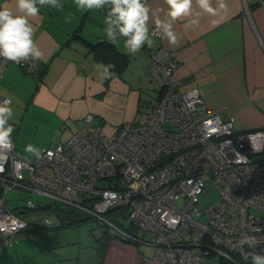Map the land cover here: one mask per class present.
Wrapping results in <instances>:
<instances>
[{
	"label": "built area",
	"instance_id": "2783aa9c",
	"mask_svg": "<svg viewBox=\"0 0 264 264\" xmlns=\"http://www.w3.org/2000/svg\"><path fill=\"white\" fill-rule=\"evenodd\" d=\"M151 32L162 38L155 27ZM148 52L160 93L136 121L107 132L87 112L65 141L37 146L39 157L22 154L14 141L12 149L0 148V252L28 225L53 221L52 210L27 221L9 207L8 191L19 188L86 212L117 237L153 245L159 264H202L211 253L238 264L244 234L257 237L254 251L264 253V129L236 131L225 105L207 106L199 85L174 77L173 51L159 44ZM9 62L0 58V78ZM4 101L11 103L0 95ZM213 190L200 209L198 195ZM39 206L28 198L23 209ZM115 206L124 208V219L105 216Z\"/></svg>",
	"mask_w": 264,
	"mask_h": 264
},
{
	"label": "crops",
	"instance_id": "0c3cea01",
	"mask_svg": "<svg viewBox=\"0 0 264 264\" xmlns=\"http://www.w3.org/2000/svg\"><path fill=\"white\" fill-rule=\"evenodd\" d=\"M60 2L63 8L43 6L40 15L31 20L33 39L43 59L22 69L9 62L0 78V95L9 97L10 84L29 74L35 81V106L40 109L36 120L60 130L61 141L82 126L87 112L93 113L107 132L123 122L136 121L160 93L151 76L148 52L159 44L177 57L174 77L186 87L199 85L207 106L225 105L223 115L232 117L236 131L264 129V0H224V9L219 8V0H211L217 15L201 13L198 25H189L195 15L176 22L175 29L182 37L177 46L151 32L156 16L163 18L164 0H147L152 10L153 44L145 45L135 56L126 54L122 41L118 46L107 41V9L80 11L73 0ZM0 4L15 6L14 0H0ZM193 12H201L195 0ZM101 41L114 48L120 61L111 69L115 75L110 79L102 78L97 65L113 63L92 48ZM12 139L19 150L18 136ZM84 222L28 225L2 249L0 264H159L153 245L133 243L109 229L86 231ZM201 262L237 264L216 253L204 256Z\"/></svg>",
	"mask_w": 264,
	"mask_h": 264
},
{
	"label": "clouds",
	"instance_id": "9594fccd",
	"mask_svg": "<svg viewBox=\"0 0 264 264\" xmlns=\"http://www.w3.org/2000/svg\"><path fill=\"white\" fill-rule=\"evenodd\" d=\"M80 11H103L107 9L104 26L105 36L109 43L119 45L123 42L126 54L135 56L147 45L151 47L153 40L150 37V22L152 10L147 0H73ZM194 0H164L167 8L163 18H155V28L172 46H177L181 34L176 31L175 24L182 17H193L189 25H198L201 13L211 16L217 15L218 9L212 6L211 0H195L201 12H193ZM14 7L0 4V58L14 63H36L43 59V53L36 45L33 35L32 18L40 15L41 7L48 6L54 9L63 8L60 0H14ZM226 7L224 0H219V8ZM70 22V18H69ZM114 65L98 64L102 69V78L114 77L111 69ZM10 101L0 103V148L12 149L15 127L9 123L13 116ZM26 151L39 157L41 150L35 145L26 146ZM257 237L242 235L237 242L241 256L250 264H264V253L244 251V247L255 249Z\"/></svg>",
	"mask_w": 264,
	"mask_h": 264
},
{
	"label": "rangeland",
	"instance_id": "374dc122",
	"mask_svg": "<svg viewBox=\"0 0 264 264\" xmlns=\"http://www.w3.org/2000/svg\"><path fill=\"white\" fill-rule=\"evenodd\" d=\"M15 64L17 66L19 65L17 63ZM154 86L156 85L154 84ZM9 87L11 88V91L8 93L11 99V103L8 106L13 109V116L9 120V123L15 127L13 136H18L17 143L19 151L24 155L31 156L32 154L26 151L27 145L32 144L36 147L54 146L59 141H61V139H59L61 133L60 130L54 131L53 129H50L49 124L39 123V121L36 120V117L40 115L38 112L40 109L38 106H35V101L33 98L32 92H34L35 90V81L33 80V78L30 77L29 74L25 73L22 79H17L14 84H10ZM62 131L64 130L62 129ZM98 184L102 185L103 181H99ZM215 195V190L205 195H198V207L200 209H203L215 197ZM28 198L38 200L40 202V205H44L48 201L46 197L38 196L19 188H13L9 190L6 195V204L11 208L22 210ZM183 203L184 199L177 200V204L179 206L183 205ZM42 212V210L39 211L36 209L32 211H24L21 213V215L27 221H32V219L34 218H40L42 216ZM50 216L53 221H73L77 219H79L78 221H85L82 225V229L86 231H90V229L92 228L97 232L99 230L102 231L106 229L105 227H107L101 222L102 220L95 218L84 211L77 212L73 216L65 219H60V217L57 216L54 212H51ZM122 223L125 224L124 222ZM107 229L113 232L112 228L107 227Z\"/></svg>",
	"mask_w": 264,
	"mask_h": 264
},
{
	"label": "trees",
	"instance_id": "16d2710c",
	"mask_svg": "<svg viewBox=\"0 0 264 264\" xmlns=\"http://www.w3.org/2000/svg\"><path fill=\"white\" fill-rule=\"evenodd\" d=\"M92 46H93L92 47L93 50L97 54L101 55L104 59H106L107 62L113 63V65L114 64L117 65L118 62H120L119 60H116V57L114 56L115 55L114 54L115 53L114 52L115 50H114V48H112L111 45L109 46L108 44H105V43H103L101 41V42H98L96 44H93ZM121 61H123V60H121ZM116 65H114V67L112 69H115L116 68ZM20 66L21 67H26L27 64L24 63L23 65H20ZM13 209L15 211L19 212V213H22V212L25 211L24 209L23 210H18V209H15V208H13ZM40 210H42V211H44V210H52V212L56 213V215L59 216L60 219L61 218L62 219H65V218H68L70 216H73L77 212H82L79 209H76L74 207H70V206H67V205H63L61 203H54L53 204L50 201H47V203L44 204V205H40L39 206V211ZM105 215L108 218H111V219H116L117 216L118 217L121 216V218L124 219V217H125L126 214L124 212V208L122 209V208H120L118 206H115V207H112V208L108 209L106 211ZM123 219L121 221H117V222L123 224L122 222L125 223V221ZM78 220L79 219L73 220V221H60V222H61V224H62V222H63V224L64 223H77V222H80ZM106 229H107V227H106ZM244 251H254V249H248V248H246V249H244ZM236 257H237V260H238L237 261L238 264H250V259H249V261H245L242 258L241 253H239Z\"/></svg>",
	"mask_w": 264,
	"mask_h": 264
}]
</instances>
